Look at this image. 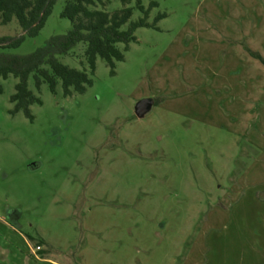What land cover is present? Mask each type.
I'll return each instance as SVG.
<instances>
[{"label": "rangeland", "instance_id": "rangeland-1", "mask_svg": "<svg viewBox=\"0 0 264 264\" xmlns=\"http://www.w3.org/2000/svg\"><path fill=\"white\" fill-rule=\"evenodd\" d=\"M153 1L149 21L166 17L136 30L115 73L98 57L85 93L31 75L33 120L12 113L18 79L0 78V264H46L43 250L62 264H227L264 234V65L249 52L264 54V0ZM65 3L36 36L0 20V37L25 35L0 54L68 32ZM85 49L57 57L88 70ZM142 98L154 106L138 118Z\"/></svg>", "mask_w": 264, "mask_h": 264}, {"label": "trees", "instance_id": "trees-1", "mask_svg": "<svg viewBox=\"0 0 264 264\" xmlns=\"http://www.w3.org/2000/svg\"><path fill=\"white\" fill-rule=\"evenodd\" d=\"M119 1L122 8L109 12L105 9L108 0H66L61 16L72 22V28L68 32L50 37L44 45L26 55L0 54V78L7 79L12 75L18 79L15 92L10 96V101L14 104L12 113L22 110L28 118L34 119L30 107L42 101L29 88L31 75L37 90H40L43 82H47L50 90L56 92L60 79L65 96L71 95L73 91L85 93L93 84L92 76L98 57L104 59L111 67V72L115 73V62L123 61L125 51L132 42L137 41L136 30L141 27L156 28L157 22L166 17L165 13H159L153 22L149 21L152 8L158 5L156 1L151 2L148 7L142 0ZM56 2L57 0H0L1 23L7 24L16 18L26 35L36 36L44 27ZM132 2L135 3V8L129 6ZM135 9L142 16L132 21ZM24 39L25 35L17 38L0 37V46L18 47ZM81 42L86 43L88 70L71 68L57 57L69 54ZM119 44H123L122 49ZM249 52L264 63L261 55L251 50Z\"/></svg>", "mask_w": 264, "mask_h": 264}, {"label": "crops", "instance_id": "crops-1", "mask_svg": "<svg viewBox=\"0 0 264 264\" xmlns=\"http://www.w3.org/2000/svg\"><path fill=\"white\" fill-rule=\"evenodd\" d=\"M252 51V50H251ZM255 52V51H253ZM258 53L259 55H261L264 58V54L263 53H259V52H255ZM254 57V56H253ZM256 59V61L254 60V63L258 65V63H262V65H264V63L254 57ZM257 60L259 62H257ZM264 190V188H262ZM262 189H258V190H262ZM262 216V215H261ZM260 216V217H261ZM259 232V231H258ZM263 232H259V235L257 234L256 236H253L252 239L249 238L251 240V242L254 245L253 251L252 252H241L239 254L238 259L236 260L234 258H230L229 263L227 264H264V234H262ZM248 239V241H249ZM41 245L44 247V245L42 244V242H40ZM40 246V245H38ZM45 249V247H44ZM32 256H34L35 260L41 262V263H46V264H62L57 262L56 259H53L55 257L54 253H50L49 251H42V252H32ZM54 256V257H52Z\"/></svg>", "mask_w": 264, "mask_h": 264}, {"label": "water", "instance_id": "water-1", "mask_svg": "<svg viewBox=\"0 0 264 264\" xmlns=\"http://www.w3.org/2000/svg\"><path fill=\"white\" fill-rule=\"evenodd\" d=\"M154 106L152 98H142L135 105V114L138 118H144L149 112H151Z\"/></svg>", "mask_w": 264, "mask_h": 264}, {"label": "built area", "instance_id": "built-area-1", "mask_svg": "<svg viewBox=\"0 0 264 264\" xmlns=\"http://www.w3.org/2000/svg\"><path fill=\"white\" fill-rule=\"evenodd\" d=\"M40 248H41L40 246L37 247V249H40Z\"/></svg>", "mask_w": 264, "mask_h": 264}]
</instances>
